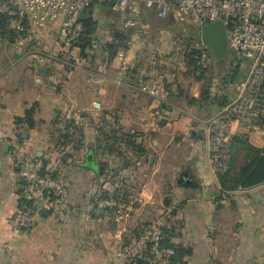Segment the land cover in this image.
Wrapping results in <instances>:
<instances>
[{
	"label": "crops",
	"instance_id": "1",
	"mask_svg": "<svg viewBox=\"0 0 264 264\" xmlns=\"http://www.w3.org/2000/svg\"><path fill=\"white\" fill-rule=\"evenodd\" d=\"M87 18L97 25L96 61L81 60L76 48L61 47V19L29 26L22 43L13 41L7 20L0 24V40L24 51L22 59L0 72V264H112L117 249L160 212L169 215L165 238L189 252L181 264H264V184L240 189L230 205H222L219 176L211 172L203 136L205 115L174 98L165 99L170 109L155 115L156 97L133 86L125 74L138 67L142 76L152 77L149 89L155 93L161 77L151 67L168 63V51L182 37L191 39L185 21L161 20L143 10L135 28H124L120 10L110 3L91 5ZM113 41L125 49L106 62L102 47ZM39 69L47 74L38 75ZM176 80L199 96L198 82L187 79L186 89L184 79ZM32 107L34 126H17L15 119ZM58 117L74 125L76 133H69L75 141H57L67 129L58 125ZM112 129L135 134L143 152L123 144L106 149L103 132ZM245 139L255 149L264 148L260 135ZM14 145L19 156H35L63 181L69 206L47 209L31 230L13 238L7 220L22 202ZM245 153L234 141L231 175L246 165L244 157L245 164L236 167L234 158ZM98 189L114 204L101 214L94 208Z\"/></svg>",
	"mask_w": 264,
	"mask_h": 264
},
{
	"label": "built area",
	"instance_id": "2",
	"mask_svg": "<svg viewBox=\"0 0 264 264\" xmlns=\"http://www.w3.org/2000/svg\"><path fill=\"white\" fill-rule=\"evenodd\" d=\"M111 2L121 12L123 27L129 29L138 25L143 10L152 11L161 20L173 17L196 23L199 31L203 25L217 20L224 24L230 53L248 69L246 76L234 84L232 101L203 125L211 172L223 175L230 167L235 138L250 134L264 138V0H0V17L9 23L15 43L25 40L29 26L43 27L61 19L60 44L69 50L84 31L78 13L93 3ZM202 46L204 59L209 48ZM141 89L155 94L153 89ZM155 115H160V111L156 110ZM68 121L67 117H58L59 126ZM57 141L62 143V137H57ZM18 154L17 145L12 146L22 200L21 207L7 220L13 238L35 226L41 208L55 211L69 206L68 188L63 181L53 176L42 160ZM239 190L229 191L220 186L219 202L230 205ZM113 207V201L98 189L94 196L95 212L101 214ZM168 218V212H160L150 224L130 236L115 252L112 264H171L174 251L163 246Z\"/></svg>",
	"mask_w": 264,
	"mask_h": 264
},
{
	"label": "trees",
	"instance_id": "3",
	"mask_svg": "<svg viewBox=\"0 0 264 264\" xmlns=\"http://www.w3.org/2000/svg\"><path fill=\"white\" fill-rule=\"evenodd\" d=\"M94 4L103 3H93L92 5ZM82 23L84 31L71 49L76 48L78 50V57L81 60L96 61L99 56L93 44L95 42L94 34L97 30V25L91 18L83 20ZM123 47H119L114 41L103 45L102 52L106 56V62L113 60ZM202 47L199 34L193 32L191 33V39L185 40L184 44L182 43V49L178 51L179 53H176V48L169 51L172 55L168 63L160 64L162 66L158 64L151 67L161 77V87H155V94L153 95L160 105L159 111L160 109H170L169 102H166L165 99L174 98L184 100L189 107L203 111L205 115L203 119L207 120L216 115L235 97L234 84L246 76V71L241 67L242 62L236 59L231 53L222 60H215L212 57L210 49H208L207 58L203 59ZM176 59L180 61L178 64L180 65L182 62L184 67L192 73L194 80L200 83V94L197 98L191 96L178 84L175 70L172 67V64H174L173 60ZM205 61H209L211 65H205ZM138 70V67L128 68L125 74L131 76L133 86L138 89L143 87L149 88L153 81L151 79L152 77H144ZM34 112V107L27 110L24 117L15 119V124L17 126L25 125L28 128H32L34 126ZM70 129L73 131V134L76 133L74 125L72 123L67 124L66 132L62 135V143L75 141V135L72 136V133H69L71 131ZM103 138L106 149L110 151H112V147L116 146V148H120L118 145L123 144L131 150H136L139 153L143 152L141 145L136 143L137 136L135 134L122 133L112 129L109 133L103 132ZM245 140V138H235L234 141L244 146L247 152L246 165L235 176L231 175L230 169L219 176V184L225 190L250 189L264 184V148L259 150L255 149L248 145ZM167 231L168 229L165 227L164 235H166ZM163 246L171 248L174 251L171 264H181V258L189 253L181 246L171 244L167 237L163 240Z\"/></svg>",
	"mask_w": 264,
	"mask_h": 264
},
{
	"label": "rangeland",
	"instance_id": "4",
	"mask_svg": "<svg viewBox=\"0 0 264 264\" xmlns=\"http://www.w3.org/2000/svg\"><path fill=\"white\" fill-rule=\"evenodd\" d=\"M182 25L186 29V35L189 34V33H193L195 31H197V29L199 27L196 23H191V22H188V23L185 22ZM185 40H186L185 37H182V39H180V42L175 45V48L177 49L176 50V53H179L178 51H180V49H182V43L184 44V41ZM12 45L13 44L9 43V41L6 38H2V40H0V72L5 71V68H7V66H9L12 63H14L15 61H17L20 58L22 59V57H23V54H24L23 52L24 51L23 52L22 51H19L18 52L16 50H14V48L12 47ZM173 61H174V64H172V67L175 70L176 77H181V79H184L183 80L184 83H185L184 84V87L187 89L188 88L187 87V84H188L187 79H190L193 82H196V81L194 80V77H193L192 73H190L186 69V67H184V65H183L182 62L179 65L178 63H180V61L178 59L173 60ZM209 64H210L209 61H207V62L205 61V65H209ZM162 65H160V66H162ZM241 67L243 68V70H245L247 72V69L248 68H247V65L245 63H242V66ZM199 85H200V83H199ZM199 90H200V88H199ZM195 111H197V110H195ZM199 114L202 115V116H204V113L202 111H200ZM245 154H247V152ZM244 157L246 158V155H243V154L240 155V156L236 155L234 157L235 160L238 161L236 163V167H238V165L240 166V164H242V162H243V164H245L244 163Z\"/></svg>",
	"mask_w": 264,
	"mask_h": 264
},
{
	"label": "water",
	"instance_id": "5",
	"mask_svg": "<svg viewBox=\"0 0 264 264\" xmlns=\"http://www.w3.org/2000/svg\"><path fill=\"white\" fill-rule=\"evenodd\" d=\"M110 4H114L111 2ZM79 20L83 21L85 18V10H82L78 13ZM4 18L0 19V24L5 22ZM200 42L202 45L208 47L212 54V57L215 60H222L230 55V51L228 49V38L224 24L222 21L217 20L211 24H205L200 28L199 31ZM47 74V71L39 69L38 75ZM22 137H26V133H21ZM40 156V153L37 154ZM88 160H91L92 157H87ZM187 175L185 174V177ZM39 214L42 216H46L49 214V211L45 208H41L39 210Z\"/></svg>",
	"mask_w": 264,
	"mask_h": 264
}]
</instances>
